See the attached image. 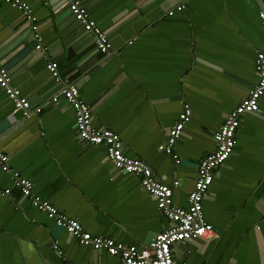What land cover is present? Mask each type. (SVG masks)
I'll use <instances>...</instances> for the list:
<instances>
[{
    "label": "crops",
    "instance_id": "crops-1",
    "mask_svg": "<svg viewBox=\"0 0 264 264\" xmlns=\"http://www.w3.org/2000/svg\"><path fill=\"white\" fill-rule=\"evenodd\" d=\"M22 1L38 18L43 47L36 48L23 11L0 0V61L41 110H16L0 86V151L32 181L35 195L86 230L149 244L167 217L140 176L119 171L105 145L81 138L61 89L76 83L94 125L120 134L126 153L144 159L160 180L178 179L174 201L187 206L197 164L216 147L214 133L258 81L264 0H186L183 10L177 9L183 0H81L108 35L107 53L65 0ZM50 59L59 64V80L46 67ZM184 102L192 114L174 145L176 163L159 146ZM236 137L203 199L218 236L176 244L178 264H264V94L256 112L240 117ZM69 262L119 264V258L80 244L33 205L0 164V264Z\"/></svg>",
    "mask_w": 264,
    "mask_h": 264
},
{
    "label": "built area",
    "instance_id": "built-area-1",
    "mask_svg": "<svg viewBox=\"0 0 264 264\" xmlns=\"http://www.w3.org/2000/svg\"><path fill=\"white\" fill-rule=\"evenodd\" d=\"M6 1L23 11L31 25L33 37L36 39V48L41 49L43 46L38 33V18L31 6L22 0ZM65 1L74 18L86 32L94 36L97 49L103 53L109 52L111 42L105 29L91 17L89 10L82 1ZM185 1L183 0L177 9L183 10ZM260 17L264 24V11L260 12ZM255 65L258 81L241 102L227 114L214 133L216 147L212 152L202 157L197 164V176L194 188L188 195L187 206L177 205L174 201L175 188L179 185L178 179L173 180L172 183L160 180L144 159L126 153L120 134L110 128L94 125L92 107L80 97V90L76 83L67 82L61 89V95L75 110L76 128L81 138L88 143L105 145L110 159L119 171L140 176L143 187L156 198L158 207L167 217V227L158 232L150 243L143 247L136 244H126L111 236L97 235L86 230L78 219L64 214L48 200L35 195L32 181L14 171L8 164V155L1 151L0 164L4 170L12 174L14 183L19 187L21 193L29 197L33 205L46 212L59 226L75 236L80 244L107 250L110 254L118 256L119 264H178L173 253V247L176 244L196 236H218V232L212 223L205 217L203 199L213 182L215 169L223 164L234 151L240 117L245 113L255 112L259 108L260 97L264 94V51L257 53ZM46 67L56 79H61L57 61L48 60ZM0 86L5 90L16 110H22L25 115L41 110L40 106L32 107L30 101L21 93L20 88L12 84L11 75L1 61ZM53 100L57 101L58 97L55 96ZM191 114V106L184 102L177 121L168 131L166 141L159 146L161 150L172 155L176 163H179L181 159L174 150V145L181 136L185 125L191 120ZM3 192L8 193L9 189H5ZM68 264L74 263L69 262Z\"/></svg>",
    "mask_w": 264,
    "mask_h": 264
},
{
    "label": "water",
    "instance_id": "water-1",
    "mask_svg": "<svg viewBox=\"0 0 264 264\" xmlns=\"http://www.w3.org/2000/svg\"><path fill=\"white\" fill-rule=\"evenodd\" d=\"M256 112V111H255Z\"/></svg>",
    "mask_w": 264,
    "mask_h": 264
}]
</instances>
